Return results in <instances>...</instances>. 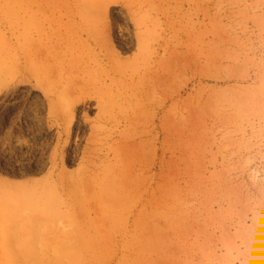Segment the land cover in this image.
<instances>
[{
  "label": "rangeland",
  "instance_id": "1",
  "mask_svg": "<svg viewBox=\"0 0 264 264\" xmlns=\"http://www.w3.org/2000/svg\"><path fill=\"white\" fill-rule=\"evenodd\" d=\"M0 264H264V0H0Z\"/></svg>",
  "mask_w": 264,
  "mask_h": 264
}]
</instances>
